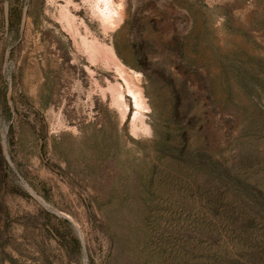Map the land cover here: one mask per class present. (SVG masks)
<instances>
[{
    "label": "rangeland",
    "instance_id": "obj_1",
    "mask_svg": "<svg viewBox=\"0 0 264 264\" xmlns=\"http://www.w3.org/2000/svg\"><path fill=\"white\" fill-rule=\"evenodd\" d=\"M0 264H264V0H0Z\"/></svg>",
    "mask_w": 264,
    "mask_h": 264
},
{
    "label": "trees",
    "instance_id": "obj_2",
    "mask_svg": "<svg viewBox=\"0 0 264 264\" xmlns=\"http://www.w3.org/2000/svg\"><path fill=\"white\" fill-rule=\"evenodd\" d=\"M191 133H194V130L190 128L188 130L187 135L190 136ZM205 135V134H204ZM202 146L187 144L186 149L184 151L183 156L185 157V163L187 167V171L190 173H206L208 169H212L214 165V161L209 152V144L207 140H205V136L202 141ZM173 152H176V149L173 148ZM203 173V174H204Z\"/></svg>",
    "mask_w": 264,
    "mask_h": 264
}]
</instances>
